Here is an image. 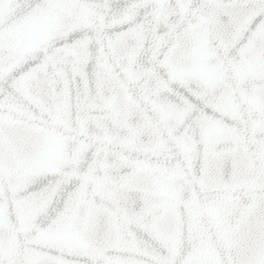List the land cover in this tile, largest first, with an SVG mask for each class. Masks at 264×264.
Listing matches in <instances>:
<instances>
[{"label": "snow or ice", "instance_id": "obj_1", "mask_svg": "<svg viewBox=\"0 0 264 264\" xmlns=\"http://www.w3.org/2000/svg\"><path fill=\"white\" fill-rule=\"evenodd\" d=\"M0 264H264V0H0Z\"/></svg>", "mask_w": 264, "mask_h": 264}]
</instances>
